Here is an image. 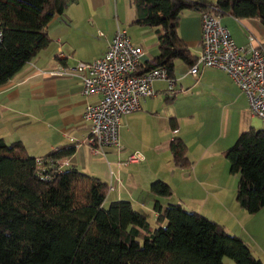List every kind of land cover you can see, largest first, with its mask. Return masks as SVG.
Masks as SVG:
<instances>
[{
	"label": "crops",
	"instance_id": "crops-1",
	"mask_svg": "<svg viewBox=\"0 0 264 264\" xmlns=\"http://www.w3.org/2000/svg\"><path fill=\"white\" fill-rule=\"evenodd\" d=\"M136 19L133 0L70 2L48 25L51 45L0 85V137L8 143L22 141L33 156L44 160L46 168L68 162L65 169L74 167L98 177L110 186L107 198L112 200L128 199L146 209L153 206L154 211L156 196L151 184L163 180L174 190L171 197L178 195L172 202L171 197L160 198L164 205L182 203L185 207L184 199L197 200L200 209L194 211L204 213L209 202L220 210V201L229 196L238 204L233 198L238 174L232 173L224 151L244 131L263 129L264 120L251 114L245 93L219 68L200 66L195 76L190 72L192 66L177 60L174 88L167 80H156L155 94L143 96L139 110L122 116L118 146L94 148L86 142L91 128L85 111L101 95L85 96L81 77L73 68L80 60L101 57L118 28L126 29L132 42L144 49V62L157 57L160 52L154 29L134 23ZM221 20L239 45L264 44V24L259 17L224 15ZM98 32L101 36H96ZM179 34L199 56L201 13L184 11ZM61 66L70 71L50 73ZM174 138L187 144L189 167L175 164L170 148ZM58 151L66 153L53 158L52 153ZM134 153L143 159L127 163Z\"/></svg>",
	"mask_w": 264,
	"mask_h": 264
},
{
	"label": "trees",
	"instance_id": "trees-1",
	"mask_svg": "<svg viewBox=\"0 0 264 264\" xmlns=\"http://www.w3.org/2000/svg\"><path fill=\"white\" fill-rule=\"evenodd\" d=\"M74 0H0V85L14 77L52 38L48 25ZM134 23L153 28L159 55L139 73L165 67L174 77L175 62L193 66L194 55L179 34L184 11L259 17L264 0H133ZM174 162L189 167L181 138L170 143ZM66 152H53L58 158ZM231 171L239 174L236 199L250 213L264 209V129L244 131L224 151ZM110 186L77 168H46L20 140L0 137V264H264L249 244L225 225L182 203L164 205L173 188L151 184L156 196L155 225L128 199L104 202Z\"/></svg>",
	"mask_w": 264,
	"mask_h": 264
},
{
	"label": "built area",
	"instance_id": "built-area-1",
	"mask_svg": "<svg viewBox=\"0 0 264 264\" xmlns=\"http://www.w3.org/2000/svg\"><path fill=\"white\" fill-rule=\"evenodd\" d=\"M201 19L202 51L190 72L197 76L200 66L225 71L245 93L251 114L264 120V44L239 45L218 14L204 12ZM249 38L253 43V35ZM2 41L0 29V44ZM144 55V49L132 42L127 30L118 28L101 57L94 61L80 60L73 68L81 77L85 96L101 95L97 102L88 104L84 115L91 128L86 142L92 147L119 145L122 116L139 110L143 96L155 94L156 80H167L170 88H174L175 79L165 67L139 73ZM68 71L61 66L50 73L64 75ZM141 159V154L134 153L127 163ZM67 165L68 162L59 163L58 169Z\"/></svg>",
	"mask_w": 264,
	"mask_h": 264
},
{
	"label": "rangeland",
	"instance_id": "rangeland-1",
	"mask_svg": "<svg viewBox=\"0 0 264 264\" xmlns=\"http://www.w3.org/2000/svg\"><path fill=\"white\" fill-rule=\"evenodd\" d=\"M107 31V30H106ZM105 33V31H104ZM107 34V32H106ZM96 36H101L99 32ZM235 36V35H234ZM264 129V128H263ZM240 179V175H237V180ZM237 182V181H236ZM237 195V194H236ZM236 195L235 198L236 199ZM199 197V196H198ZM178 195L175 194L169 200L176 201ZM232 198V197H231ZM220 201L221 209H215L211 206L210 202L205 206L203 215L215 220L227 228L230 233L240 235L251 247L253 254L263 260L264 262V209L260 210L258 213H250L246 209L240 207L238 204H233L235 200L229 198H223ZM112 198H106L104 206L108 208L112 202ZM185 208L189 211L194 209H200L197 205L201 201L195 200L190 202L184 199ZM226 205V207H224ZM136 209L147 214L149 221L152 225H155V216L153 211V206H147L146 209L140 205H134ZM203 207V206H201ZM223 208V209H222ZM211 211V212H210ZM225 264H235V261L229 257L224 259Z\"/></svg>",
	"mask_w": 264,
	"mask_h": 264
}]
</instances>
